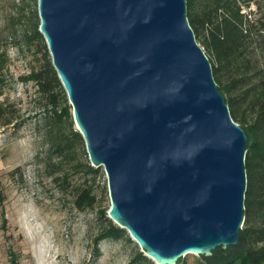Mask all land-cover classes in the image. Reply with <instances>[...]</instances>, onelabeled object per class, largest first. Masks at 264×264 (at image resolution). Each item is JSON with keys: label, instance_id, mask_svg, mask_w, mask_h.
<instances>
[{"label": "water", "instance_id": "95a60500", "mask_svg": "<svg viewBox=\"0 0 264 264\" xmlns=\"http://www.w3.org/2000/svg\"><path fill=\"white\" fill-rule=\"evenodd\" d=\"M40 31L108 216L156 264L238 245L249 135L231 113L188 0H38Z\"/></svg>", "mask_w": 264, "mask_h": 264}, {"label": "rangeland", "instance_id": "374dc122", "mask_svg": "<svg viewBox=\"0 0 264 264\" xmlns=\"http://www.w3.org/2000/svg\"><path fill=\"white\" fill-rule=\"evenodd\" d=\"M36 8V0H0V53L7 56L0 69V102L9 105L14 118L0 126V264H156L151 258L131 263L142 251L131 236L97 242L107 225L101 211L111 207L104 167L96 177L70 175L60 184L38 163L42 141L36 123L44 109L35 82L26 79L42 64L39 43L30 38ZM250 9L257 5L244 11ZM86 179L95 180L98 202L79 209L75 199ZM246 245L243 239L207 261L187 254L179 264H222L238 259Z\"/></svg>", "mask_w": 264, "mask_h": 264}, {"label": "trees", "instance_id": "16d2710c", "mask_svg": "<svg viewBox=\"0 0 264 264\" xmlns=\"http://www.w3.org/2000/svg\"><path fill=\"white\" fill-rule=\"evenodd\" d=\"M31 40L39 43L42 64L26 79L33 80L40 94L44 112L36 123L42 146L37 152L41 167L57 181L67 182L70 175L98 176L102 167L92 165L84 136L76 126L73 107L56 70L45 36L40 31L38 0ZM257 5V9L244 11ZM188 16L199 43L212 61L214 75L226 94L233 118L241 123L248 135L246 157L248 188L246 220L242 237L246 239L244 253L222 264H264V12L261 0H188ZM7 61L0 53V69ZM10 107L0 102V126L14 122ZM92 180V179H91ZM95 180H85L79 186L75 204L79 209L94 207L98 202ZM4 196L0 192V205ZM107 224L96 240H118L131 237L118 226L107 209L101 211ZM240 241V242H241ZM239 242V243H240ZM236 246V245H235ZM227 250L216 249L213 256ZM211 257H204L206 261ZM151 259L139 251L131 263ZM181 260L179 261V263ZM207 264L206 262H203Z\"/></svg>", "mask_w": 264, "mask_h": 264}]
</instances>
